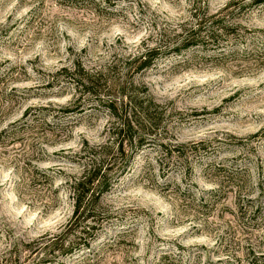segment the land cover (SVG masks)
<instances>
[{
	"label": "rangeland",
	"instance_id": "obj_1",
	"mask_svg": "<svg viewBox=\"0 0 264 264\" xmlns=\"http://www.w3.org/2000/svg\"><path fill=\"white\" fill-rule=\"evenodd\" d=\"M233 1L0 0V264L44 258L30 244L71 216L69 181L82 169L72 159L107 139L109 113L90 106L64 68L116 77L145 48H171L204 10H221L229 25L221 50L162 53L127 76L163 108L165 147L116 160L101 201L113 217L88 248L52 264H258L264 5L225 10Z\"/></svg>",
	"mask_w": 264,
	"mask_h": 264
},
{
	"label": "trees",
	"instance_id": "obj_2",
	"mask_svg": "<svg viewBox=\"0 0 264 264\" xmlns=\"http://www.w3.org/2000/svg\"><path fill=\"white\" fill-rule=\"evenodd\" d=\"M232 3L224 9L237 3L238 11L243 12L264 5V0H234ZM220 14L221 10L214 14L204 10L200 16L193 14L195 21L187 29L174 34L171 48L166 51L156 47L145 48L128 61L123 73L116 77L110 75L112 70L109 68L89 71L80 63L73 69L64 68L67 81L81 95L89 98L90 106L105 109L111 122L104 143L92 146L85 143L72 159L82 167L80 173L69 181L72 213L58 234L42 236L30 244L33 245L32 252L44 255L38 264H52L58 256L88 248L89 241L94 240L104 224L113 217V213L105 209L101 201L111 189L114 181L111 172L117 159L127 162L134 151L155 142L165 147L159 141L162 135L158 131L163 108L146 87L129 81V73L149 68L162 53H180L192 48L201 51L221 50V34L230 28L223 24ZM252 261L264 264V256L254 255Z\"/></svg>",
	"mask_w": 264,
	"mask_h": 264
}]
</instances>
